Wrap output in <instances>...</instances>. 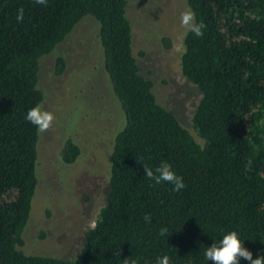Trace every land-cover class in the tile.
<instances>
[{
  "label": "trees",
  "instance_id": "1",
  "mask_svg": "<svg viewBox=\"0 0 264 264\" xmlns=\"http://www.w3.org/2000/svg\"><path fill=\"white\" fill-rule=\"evenodd\" d=\"M185 2L206 26L202 37L186 31L180 56L182 74L202 94L192 117L202 143L141 73L127 0H0V264H156L163 255L171 264H213L206 249L231 231L253 259L264 256V0ZM86 15L98 23L102 65L123 117L104 205L69 260L20 248L39 182V134L25 116L43 100L40 58ZM64 67L58 56L55 72ZM60 151L70 164L81 148L69 135ZM137 160L153 168L168 161L186 187L155 185Z\"/></svg>",
  "mask_w": 264,
  "mask_h": 264
},
{
  "label": "rangeland",
  "instance_id": "2",
  "mask_svg": "<svg viewBox=\"0 0 264 264\" xmlns=\"http://www.w3.org/2000/svg\"><path fill=\"white\" fill-rule=\"evenodd\" d=\"M186 8L185 0H127L126 15L140 71L152 81L158 102L202 143L192 123L202 94L180 65L186 33L180 14ZM163 37L170 39L169 48ZM99 47L98 23L86 15L39 60L40 105L55 120L49 131L39 134V182L20 246L27 253L71 260L104 205L112 138L123 116ZM58 56L65 62L60 74L55 72ZM69 135L77 140L81 153L67 164L60 150Z\"/></svg>",
  "mask_w": 264,
  "mask_h": 264
},
{
  "label": "clouds",
  "instance_id": "3",
  "mask_svg": "<svg viewBox=\"0 0 264 264\" xmlns=\"http://www.w3.org/2000/svg\"><path fill=\"white\" fill-rule=\"evenodd\" d=\"M35 2L41 5L46 4V0H35ZM23 17L24 9L21 7L17 10L15 18L18 22H22ZM180 24L186 31H190L197 37L204 35L206 26L203 22L196 21V14L190 7L181 12ZM25 119L36 126L38 134H43L52 128L55 116L52 112L45 110L42 105L37 104L27 111ZM137 163L142 164L145 176L155 185L161 183L170 184L172 185V190L175 192H179L186 187L183 177L178 175L172 165L166 160L161 161L154 168L143 160H137ZM249 167H246L245 170H249ZM144 220L146 223H151V215L146 213ZM160 235L168 236V229L161 227ZM204 255L213 264H239L241 258L247 260L249 264H264V256H258L253 259L252 252L245 248L236 231L223 235L219 245L213 243L206 249ZM125 264H129V262L125 261ZM131 264H136V262L132 261ZM156 264H171L170 257L168 255L160 256L157 258Z\"/></svg>",
  "mask_w": 264,
  "mask_h": 264
}]
</instances>
